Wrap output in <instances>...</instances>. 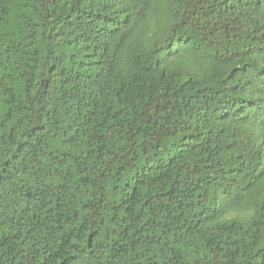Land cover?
Listing matches in <instances>:
<instances>
[{
    "label": "trees",
    "instance_id": "1",
    "mask_svg": "<svg viewBox=\"0 0 264 264\" xmlns=\"http://www.w3.org/2000/svg\"><path fill=\"white\" fill-rule=\"evenodd\" d=\"M0 264H264V0H0Z\"/></svg>",
    "mask_w": 264,
    "mask_h": 264
}]
</instances>
